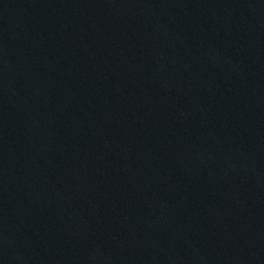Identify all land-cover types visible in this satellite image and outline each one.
<instances>
[{"label": "water", "instance_id": "1", "mask_svg": "<svg viewBox=\"0 0 264 264\" xmlns=\"http://www.w3.org/2000/svg\"><path fill=\"white\" fill-rule=\"evenodd\" d=\"M0 264H264V0H0Z\"/></svg>", "mask_w": 264, "mask_h": 264}]
</instances>
